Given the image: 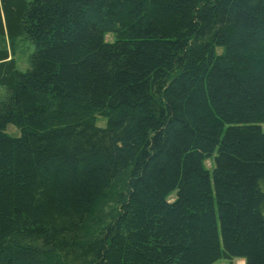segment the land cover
Returning a JSON list of instances; mask_svg holds the SVG:
<instances>
[{
	"label": "trees",
	"instance_id": "16d2710c",
	"mask_svg": "<svg viewBox=\"0 0 264 264\" xmlns=\"http://www.w3.org/2000/svg\"><path fill=\"white\" fill-rule=\"evenodd\" d=\"M0 87V264H264V0H0Z\"/></svg>",
	"mask_w": 264,
	"mask_h": 264
},
{
	"label": "rangeland",
	"instance_id": "374dc122",
	"mask_svg": "<svg viewBox=\"0 0 264 264\" xmlns=\"http://www.w3.org/2000/svg\"><path fill=\"white\" fill-rule=\"evenodd\" d=\"M106 40L107 41H111L112 40V37L111 36H108V37H106ZM24 47H27L28 48V51L26 53H24ZM16 48H18V49L15 50L14 57H15V60L17 62V65H19L20 67L26 66L25 69H23V70L20 67H18V69L23 72V71H25L27 69V58L32 53L33 48H32V45L28 41H26L25 39H23V38L22 39H19L16 42ZM24 61H25V65H24ZM5 95H6L5 88L0 87V100ZM98 126H100V127L104 126V122L102 120H99L98 121ZM261 128L264 131V125H262ZM6 134H8L11 137H18L19 136L18 130L15 129L14 127H12V126H8L6 128ZM210 165H211V162H206L205 163V166L208 169H209ZM240 261H242V260H233V261H230V262H227V261H219L216 264H243L244 263V262L242 263Z\"/></svg>",
	"mask_w": 264,
	"mask_h": 264
},
{
	"label": "bare ground",
	"instance_id": "6f19581e",
	"mask_svg": "<svg viewBox=\"0 0 264 264\" xmlns=\"http://www.w3.org/2000/svg\"><path fill=\"white\" fill-rule=\"evenodd\" d=\"M243 263V262H242Z\"/></svg>",
	"mask_w": 264,
	"mask_h": 264
}]
</instances>
